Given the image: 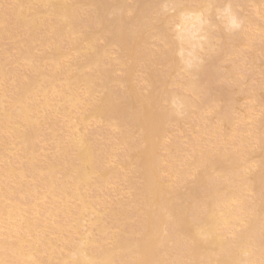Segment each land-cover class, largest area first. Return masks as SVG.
<instances>
[{
    "label": "bare ground",
    "instance_id": "1",
    "mask_svg": "<svg viewBox=\"0 0 264 264\" xmlns=\"http://www.w3.org/2000/svg\"><path fill=\"white\" fill-rule=\"evenodd\" d=\"M234 4L0 0V264H264V86L252 121L215 85L253 42L235 7L263 42L264 0ZM193 111L179 160L165 135Z\"/></svg>",
    "mask_w": 264,
    "mask_h": 264
},
{
    "label": "rangeland",
    "instance_id": "2",
    "mask_svg": "<svg viewBox=\"0 0 264 264\" xmlns=\"http://www.w3.org/2000/svg\"><path fill=\"white\" fill-rule=\"evenodd\" d=\"M187 1V0H186ZM231 2L232 1H234V5L236 6V3H237V0H230ZM130 3L131 2H129V6H132V3H131V5H130ZM253 8V7H252ZM251 8V6H249V8H248V6H247V9L245 8H243V9H241L240 8V10H239V7L238 6H236L235 7V9H237V13L239 14H241V16H245V18L246 19H248V20H250L251 22H253L252 24L255 26V21L256 22H258L260 19H258L257 17H256V15H255V9L253 10ZM243 10L245 11L244 13H243ZM262 11H263V14H262V12H261V15H263L264 16V9H262ZM255 15V16H254ZM127 16V15H126ZM128 18L130 17V15L128 14V16H127ZM131 18V17H130ZM250 18V19H249ZM253 20H255V21H253ZM258 20V21H257ZM249 21V22H250ZM259 22H261V21H259ZM242 24V23H241ZM251 23H249V25H247V23H246V25L244 24V25H242L243 27H242V29H241V26H239L238 25V27H240V31L239 32H241V33H244L245 31V34L247 33V35L246 36H248V35H250V37L249 38H251L250 40H249V42L250 41H253L252 42V44H251V42L249 43L250 44V47L248 46V47H246V49L245 48H243V50L241 51V49H240V52L238 51L237 53L238 54H236L235 56H231V55H229V54H226V55H224V57L226 56V61L224 60V64H223V59L224 58H222V61L221 60H219L218 58V55H220V54H217V53H219V52H217L218 50H219V48H217V46H216V51H215V49H214V53H212L213 52V50L211 51V53L209 54V53H207V54H204L203 55V58L205 57V56H207V57H211L212 59L211 60H213L214 58L215 59H218V60H216V61H219V63H221L222 62V65L220 66L221 68H226L227 67V70H225V69H220V67H219V64H218V62H216L215 60H213V63H215L216 62V64L217 65H215V67L217 66V70H219L218 72H217V70H215L214 71V73L215 72H217V74L219 75V74H222V75H219V76H223V78L225 77V78H227V76H228V80L226 81V79L224 78H221V77H219L218 75H216V73H215V76H217V83H215V85H216V87H217V89H220L219 91H223V90H225L226 92H230V91H228L230 88V90H231V92L233 93L234 92V94L236 93V91H238V93H237V97L240 99V103H239V108H243L242 110L243 111H245L246 109H248V107L247 106H249V109L248 110H246L247 112H249V113H247L246 114V117L248 118V117H250V118H248L249 120H252V121H254V119H255V117L257 118V116L259 115V114H257L258 112L260 113L261 111V109L260 108H258V107H256V106H258L255 102H254V100H256V99H252V98H256V96L257 95H255V93L254 94H250L251 92H256L257 91V89L256 88H258L259 86H261L262 84H263V86H264V63H263V65H262V63H260V62H264V60H261L263 57H264V49H263V51H262V49H260L261 47H262V45H261V43H263L262 41H260L259 39H258V33L256 32V30L254 29L255 27H253V25H252ZM261 24V23H260ZM262 24H264L263 22H262ZM169 28L171 29V31H172V28H173V26L172 25H169ZM251 28V29H250ZM236 30L237 29H239V28H235ZM248 30V32L249 33H251V34H248V32H247V30ZM241 30H244V31H241ZM254 30H255V32H254ZM252 31V32H251ZM213 33L215 34L216 33V31L215 30H213ZM240 33V34H241ZM243 35V34H242ZM242 35H241V40H243V42H245L246 41V39L247 38H244L245 37V35H243L244 37H242ZM256 37V39H255V37ZM253 37H254V39H253ZM244 38V39H243ZM255 40L257 41V42H255ZM247 41H248V39H247ZM259 42H260V44H259ZM247 43V42H246ZM6 45H11L12 46V44H9V43H7V44H5V46ZM254 45H255V47H254ZM4 46V45H3ZM4 46V47H5ZM11 46H10V48H11ZM261 46V47H260ZM227 47H229V46H227ZM257 47V49H255ZM259 47V48H258ZM10 48H7L8 50H10ZM230 48V47H229ZM249 48V49H248ZM252 48H254V50L252 49ZM218 49V50H217ZM249 50V51H248ZM256 50V51H255ZM116 50H112L111 51V53H114ZM221 51V50H220ZM229 50H228V48H227V52H228ZM244 51V52H243ZM253 51H255V60L254 59H251L250 58V56H252L253 54H254V52ZM261 51V52H260ZM216 52V53H215ZM243 52V53H242ZM252 52V53H251ZM258 52H259V54H258ZM209 54V55H208ZM214 54V55H213ZM217 56H216V55ZM239 54H242V57H241V55H239ZM210 55H212V56H210ZM221 55H223V54H221ZM237 55H238V57H237ZM216 56V57H215ZM229 56H231V57H229ZM218 57V58H217ZM229 57V58H228ZM253 57H254V55H253ZM220 58H221V56H220ZM228 58V59H227ZM230 58H231V60H230ZM237 58H239L240 59V62H238V60H237ZM243 60H242V59ZM205 59H206V57H205ZM207 61L208 60H210V58L208 59H206ZM221 61V62H220ZM243 61V62H242ZM244 61H246V62H244ZM256 61H257V63H258V65H256L255 63H256ZM260 61V62H259ZM228 62H233L232 64H230V63H228ZM238 62V63H237ZM242 62V63H241ZM237 65H236V64ZM241 63V64H240ZM244 63V64H243ZM227 64H229L228 66H227ZM233 64L234 65H236V66H233ZM240 64V65H239ZM247 64V67L245 66ZM231 65V66H230ZM223 66V67H222ZM238 66V67H237ZM243 66V67H242ZM258 66H260L261 68V71H260V69L258 68L257 69V67ZM230 67V68H229ZM245 67V68H244ZM229 68V69H228ZM235 68V69H234ZM239 69V70H238ZM226 71V72H224L223 73V71ZM238 70V71H237ZM227 71H228V74H227ZM230 72H232L234 75L233 76H237V79L236 80H238V82L237 81H234V80H232L233 78H231L230 77V75L232 74V73H230ZM238 72V73H237ZM239 72L241 73V74H239ZM229 73H230V75H229ZM237 73V74H236ZM224 74V75H223ZM227 74V75H226ZM242 75V76H241ZM137 76V77H136ZM136 76H134V78H136V79H134L135 81H137V82H139V76L140 75H136ZM238 76H239V78H240V80L243 82H241V81H239V78H238ZM229 77H230V79H231V81H229L230 79H229ZM216 78V77H215ZM235 78V77H234ZM248 78H249V80H248ZM249 81H247V80ZM141 80V79H140ZM223 80L225 81V83L223 82ZM246 80V81H245ZM247 83H245V82ZM222 83L224 86H222V84H220V83ZM237 82V83H236ZM240 82H241V84L243 85H241L240 84ZM245 83V84H244ZM219 84V85H218ZM228 86V88H226V87ZM215 87V88H216ZM114 88H115V85H114ZM226 88V89H225ZM259 88H261V87H259ZM228 89V90H227ZM242 89V90H241ZM254 89H255V91H254ZM240 90H241V92H240ZM252 90V91H251ZM259 90V89H258ZM224 91V92H225ZM225 92V93H226ZM249 92V93H248ZM203 94V93H202ZM204 94L206 95V92L204 91ZM239 94V95H238ZM247 95V97L245 98L244 96H242V99H241V95ZM205 95H203V96H205ZM236 95V94H235ZM252 95V96H251ZM199 97V96H198ZM249 97V98H248ZM196 98V97H195ZM195 98H193V99H195ZM200 98H202V95L200 96ZM205 98V97H204ZM244 98V99H243ZM198 99V98H197ZM197 99H195V103L196 104H200L199 103V99H198V102H196L197 101ZM250 99V100H249ZM245 102H244V101ZM246 100H248V101H246ZM242 101H243V103H242ZM252 102V103H251ZM245 103V105H243V107L241 106L242 104H244ZM252 104V107H253V109H251L252 107L250 106ZM219 105V107H220V104H218ZM221 105H223V104H221ZM251 107V108H250ZM241 109H239V111H240ZM254 110H256V111H254ZM238 111V112H239ZM238 112H236L237 114H238ZM241 112V111H240ZM195 115V112L193 111V113L191 114V116L189 115V117H188V119H186L184 122L186 123L185 125H187V126H185L184 127V125H182V126H180L181 128L182 127H184V130H183V128H182V130L181 131H179L178 129H180V128H178V127H176L174 124L173 125H171L172 127L170 128H168V132L169 133H173V135L172 134H169V133H167V136L165 135V138H167L168 139V141L170 142L172 139H174V140H172V141H174L173 143H171V144H173L174 145V143L177 145V147H178V153L182 150H184V151H186V152H192V151H194L195 150V144H197L196 143V138H195V136H193V134L194 133H190V131H196L195 129H198V127H196V124H198L199 126H201L200 124L201 123H199V118L197 117V116H194ZM211 114H213V113H209L207 116H208V118H209V120H207L209 123L208 124H212V125H207L208 126V128L209 129H212V127L214 128V125H216L215 124V122H214V118H213V116L211 115ZM236 115V114H235ZM234 115V116H235ZM240 115V114H239ZM257 115V116H256ZM195 118H194V117ZM206 115H205V119H206V117H207ZM211 117V118H210ZM254 117V118H253ZM190 118V119H189ZM235 118H237V116H235L234 117V121L236 122V120H238V118L235 120ZM198 119V120H197ZM247 119V120H248ZM189 120V121H188ZM246 120V124L247 125H245V126H248V125H250V124H252V122L251 121H247ZM198 121V122H197ZM200 121H201V118H200ZM194 123H196V124H194ZM237 123V122H236ZM239 123V122H238ZM238 123L236 124V129L237 130H242L243 128H244V125L242 124L241 125V123L242 122H240L239 124L240 125H238ZM249 123V124H248ZM189 124V125H188ZM192 125H194L193 127L195 128H193L192 127ZM197 125V126H198ZM234 125H235V123H234ZM174 126V127H173ZM192 127V129H189V127ZM204 126H205V122H204ZM212 126V127H211ZM243 126V127H242ZM216 127H217V125H216ZM242 127V128H241ZM250 127H251V125H250ZM88 129H89V131H92V132H94V131H96V126H93L92 124L91 125H89V127H87ZM96 128V129H95ZM178 128V129H177ZM205 128H207V127H205ZM95 129V130H94ZM215 129H217V128H215ZM244 130H246V128L244 129ZM88 131V130H87ZM193 131V132H194ZM243 131V130H242ZM252 131V130H251ZM222 131H218L217 132V134H218V136H216V137H211V138H209V137H207V135H205V137L204 138H209L211 141H207V139H206V141H207V143H210V142H212L214 139H216V140H214L213 142H215V141H218V139L219 140H221L220 138H221V136H220V134L219 133H221ZM248 132V131H247ZM247 132H245L246 134H247ZM249 133V132H248ZM262 133V132H261ZM255 137H256V135H257V133L256 132H254V130H253V133H252ZM251 134V135H252ZM168 135H170V136H168ZM251 135H249L248 134V136H249V141H251V140H253V138L255 139V137L253 136V138H251L252 136ZM113 136L114 137H117L118 136V133H114L113 134ZM173 136V137H172ZM209 136V135H208ZM251 136V137H250ZM247 137V136H246ZM248 138V137H247ZM213 139V140H212ZM205 140V139H204ZM233 142V141H232ZM231 142V143H232ZM189 143V144H188ZM191 143V144H190ZM195 143V144H194ZM217 143V144H216ZM214 145H216V148H218L219 149V152L220 151H222L223 150V148H225L226 146L224 145V143H223V145L221 144L222 142H220V141H218V142H216ZM255 142L253 141L252 142V145H255L254 144ZM232 144H234V145H236L237 143H232ZM232 144H230V142H229V145H227V147H226V149H227V151L228 152H231L230 151V149H231V147H232ZM190 145V146H189ZM194 145V146H193ZM206 145V143L204 144V146ZM233 145V146H234ZM208 146H210V145H208ZM207 145H206V147H208ZM213 146V144H211V147ZM218 146V147H217ZM223 146H225V147H223ZM229 146H231V147H229ZM188 147H190V148H188ZM221 147V148H220ZM214 148V147H213ZM230 148V149H229ZM234 148V147H233ZM221 149V150H220ZM226 149H224V150H226ZM192 150V151H191ZM224 150H223V152H224ZM233 150V149H232ZM181 151V152H182ZM159 152H161L162 153V156H165L164 154H166V150H165V148L164 147H161L160 148V151ZM120 154V155H119ZM119 154H117L118 156H117V160L119 161L120 159L119 158H121V152L119 153ZM181 155V157H180V155ZM178 154V157H180L179 158V160H182L183 159V157H184V155L183 154H186L185 152H183V153H179ZM167 155V154H166ZM186 156V155H185ZM119 157V158H118ZM185 158V157H184ZM170 160V159H169ZM166 167H168V166H166ZM168 169L167 168H165V171H167ZM120 187L122 188V189H124L125 188V184L123 183V182H120V184H119V189H120ZM106 190H107V192H106ZM104 192H106V193H104V196H106L107 195V197H105V199L107 198H109L110 199V201H112V202H114V197H115V195L114 194H112V190H111V188H109V189H106ZM110 191V192H109ZM123 191V190H122ZM108 193V194H107ZM118 193V192H117ZM106 194V195H105ZM108 195H109V197H108ZM114 195V196H113ZM102 196H103V194H102ZM110 197H112V200H111V198ZM116 198V197H115ZM108 201V200H107ZM109 202V201H108Z\"/></svg>",
    "mask_w": 264,
    "mask_h": 264
}]
</instances>
